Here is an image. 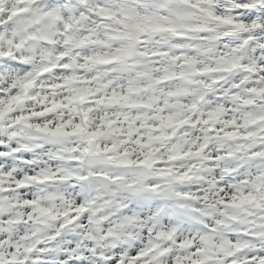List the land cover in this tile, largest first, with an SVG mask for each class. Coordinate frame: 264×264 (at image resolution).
Listing matches in <instances>:
<instances>
[{
    "label": "clouds",
    "instance_id": "clouds-1",
    "mask_svg": "<svg viewBox=\"0 0 264 264\" xmlns=\"http://www.w3.org/2000/svg\"><path fill=\"white\" fill-rule=\"evenodd\" d=\"M14 6L4 0V14ZM106 6L115 7L114 15L94 20L98 31L88 32L83 45L54 36L25 40L10 55L7 45L0 51V60L27 65L0 63V92L22 93L12 115L27 117L22 135L0 143L32 154L28 168L0 165V190H10L0 200V217L8 218L0 254L13 253L20 264H68L44 259L62 252L87 264L121 256L123 264L133 249L155 246L172 251L154 253L153 264H177L179 246L191 235L193 247L208 239L206 264H222L217 258L228 259L225 251L233 253L230 264H247L248 253L236 248L244 243L241 224L220 225L264 216V199L260 207L227 204L232 195L251 194L245 181L264 175V51L248 44L264 15L247 21L236 11L238 0H106ZM145 17L153 19L143 20L141 30L135 25ZM88 28L74 26L72 35L84 38ZM121 50L122 59L97 62ZM23 77L34 78L31 88H21ZM77 123L84 131L73 132ZM246 152L254 158H244ZM166 220L202 226L169 236Z\"/></svg>",
    "mask_w": 264,
    "mask_h": 264
},
{
    "label": "snow or ice",
    "instance_id": "snow-or-ice-1",
    "mask_svg": "<svg viewBox=\"0 0 264 264\" xmlns=\"http://www.w3.org/2000/svg\"><path fill=\"white\" fill-rule=\"evenodd\" d=\"M111 4V0H108ZM241 5L237 8V12H242L247 21L254 20L257 16L264 15V0H238ZM4 0H0V51H3L4 46L7 45L11 54V49L19 48L25 40L35 41L39 38L44 40H50L54 36H62L69 45L79 46L83 45L87 38L88 32L95 34L98 29L93 24V21L98 18H108L115 13L114 6H106V0H15V6L7 10V14H4L3 9ZM125 15H131L128 12ZM152 17L138 18V22L135 25L137 28L143 30V20H151ZM18 21L15 30L9 32L5 30V25ZM63 21L61 31L59 33L53 32V28L58 22ZM87 22L89 25L88 31L84 38L77 40L72 31L74 26ZM158 26V25H153ZM256 31L252 34L253 39L248 41V44L255 46L258 53L264 51V27L257 28L254 24ZM127 55L125 50H121L117 55L110 58H96L97 62L104 65L112 64L124 56ZM61 56L66 58V54L61 53ZM0 63L10 65L12 68H27V65L17 60H0ZM261 65H264V60L260 61ZM253 73L255 69L252 70ZM264 75V73H262ZM34 78L23 77L20 80V86L23 89H29L33 86ZM247 83V82H246ZM81 99L84 97L81 96ZM24 96L22 93L15 95H4L0 92V141L11 138L15 139L17 136L22 135V130L26 127L25 121L27 117L24 114H19L13 117V113L18 111L19 106L23 103ZM7 121V123H6ZM183 123V121H181ZM252 125L257 123L256 119L250 121ZM65 125L61 124L56 129L57 132L62 131ZM73 132H82L84 127L82 124L77 123L73 126ZM7 132V136L4 134ZM93 136L96 133H92ZM231 136H238L236 132L228 133ZM249 136H255V133H250ZM245 140L248 138L245 137ZM11 148V150H9ZM107 151V149H106ZM227 156V154H225ZM22 158L17 161L15 158ZM244 158H254L251 152H246ZM32 160V154L28 147L18 146L15 143L6 145L0 143V165L11 167L13 164L20 162L25 168L30 167ZM231 172V169H228ZM252 183L253 191L251 194H235L231 196V200L227 202L230 207H244L255 206L260 207V201L264 199V175L257 174L254 179L245 181V183ZM10 191L9 189L0 190V200L3 195ZM20 191H28L26 188H21ZM259 196V199H258ZM221 204H225L221 201ZM7 217H0V228L5 227L4 221ZM233 220H237L241 224L240 232L238 233L241 239L244 241L242 245H236V248L241 252H246L245 256L247 264H264V246L258 245V241L264 240V216L256 217L252 216L247 219H239L232 217L225 221L220 227L229 226ZM170 223V231L164 233L165 235H172L177 232L181 227L197 228L202 225L197 224H184L181 225L176 221H165ZM73 221L69 220L68 224H72ZM207 231H215V228L211 226ZM179 244V241L177 242ZM208 239L205 238L202 241L201 247H193L191 241V235L189 241L185 244H180V250L184 254L177 258V264H206V252H207ZM29 252L32 250L29 249ZM117 252H122V249H116ZM171 249H159L156 251V247H149L142 250L133 249L131 260H124L123 264H153L151 258L156 253L158 257H166L171 254ZM86 255H89L86 253ZM233 253L225 251V259L218 257V260L222 261V264H230V258ZM46 261H53L59 259L61 261H68V264H87V262L77 256L69 258L68 253H60L58 256L53 254L51 256H44ZM107 264H117V261L122 260L121 256H117L115 259L105 258ZM0 264H20V260L13 254H0ZM24 264H29L28 261H24Z\"/></svg>",
    "mask_w": 264,
    "mask_h": 264
}]
</instances>
